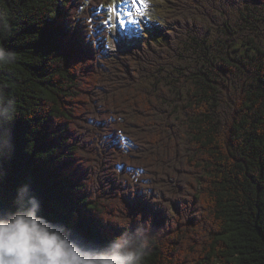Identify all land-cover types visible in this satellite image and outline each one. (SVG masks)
Instances as JSON below:
<instances>
[{
  "label": "trees",
  "instance_id": "trees-1",
  "mask_svg": "<svg viewBox=\"0 0 264 264\" xmlns=\"http://www.w3.org/2000/svg\"><path fill=\"white\" fill-rule=\"evenodd\" d=\"M103 2L0 0V199L29 183L96 245L147 221L143 264H264V0H164L162 39L107 59Z\"/></svg>",
  "mask_w": 264,
  "mask_h": 264
},
{
  "label": "clouds",
  "instance_id": "clouds-1",
  "mask_svg": "<svg viewBox=\"0 0 264 264\" xmlns=\"http://www.w3.org/2000/svg\"><path fill=\"white\" fill-rule=\"evenodd\" d=\"M15 54L0 47V64L16 61ZM16 116L12 100L0 99V183L5 181V161L15 150L10 127ZM14 210L0 212V264H143L152 242L147 221L122 225V231L96 245L73 237L65 224L41 215V203L29 183L16 187Z\"/></svg>",
  "mask_w": 264,
  "mask_h": 264
},
{
  "label": "rangeland",
  "instance_id": "rangeland-1",
  "mask_svg": "<svg viewBox=\"0 0 264 264\" xmlns=\"http://www.w3.org/2000/svg\"><path fill=\"white\" fill-rule=\"evenodd\" d=\"M164 0H139L147 10H143L142 13L144 16L141 17V22L137 19L131 20L132 23L126 22L124 19V14L127 13L128 8L132 5L134 7H138L140 4H133L132 0H107L106 3H102V6H99L92 14L93 21H98V24L102 23V30H105L106 37L103 40V58H115L116 54L121 51H125L129 47H134L136 49L140 48L141 41L146 43L148 40L157 41L161 40L159 33L156 29H161V31H165L169 28V26L165 23L161 14L159 12V8L161 7V3ZM116 6V8H113ZM81 10V9H80ZM97 14H105L107 18L111 15L112 19L100 21L97 17ZM123 21L125 27H120L118 25V21ZM138 22L134 25V23ZM131 25L132 27H130ZM134 25V26H133ZM100 29H98V33ZM95 44V43H94ZM95 46H97L95 44ZM126 143V141H125Z\"/></svg>",
  "mask_w": 264,
  "mask_h": 264
},
{
  "label": "water",
  "instance_id": "water-1",
  "mask_svg": "<svg viewBox=\"0 0 264 264\" xmlns=\"http://www.w3.org/2000/svg\"><path fill=\"white\" fill-rule=\"evenodd\" d=\"M7 206L5 203L2 202V200L0 199V212H4L7 211Z\"/></svg>",
  "mask_w": 264,
  "mask_h": 264
},
{
  "label": "snow or ice",
  "instance_id": "snow-or-ice-1",
  "mask_svg": "<svg viewBox=\"0 0 264 264\" xmlns=\"http://www.w3.org/2000/svg\"><path fill=\"white\" fill-rule=\"evenodd\" d=\"M139 14H142V13H139ZM108 19H109V21H111V19H112L111 15H109ZM118 22L121 23V24L123 23L122 20H119Z\"/></svg>",
  "mask_w": 264,
  "mask_h": 264
}]
</instances>
